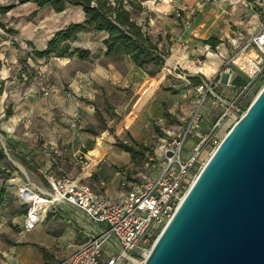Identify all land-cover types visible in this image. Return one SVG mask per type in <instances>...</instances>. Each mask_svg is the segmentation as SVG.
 Listing matches in <instances>:
<instances>
[{
    "label": "rangeland",
    "instance_id": "obj_1",
    "mask_svg": "<svg viewBox=\"0 0 264 264\" xmlns=\"http://www.w3.org/2000/svg\"><path fill=\"white\" fill-rule=\"evenodd\" d=\"M263 2L246 0L256 9L259 5L255 3ZM11 5L12 0H0V7ZM34 10L33 5H15L6 15H0V149L6 156L0 161V170L5 172L0 176V264H67L75 247L84 240L79 231L83 230L85 218L80 212L64 206L46 209V202L33 190L27 193L26 201L21 194L24 185L51 193L49 177L77 179L83 171H88L93 178L104 169L108 173H119L127 183H138L143 176L158 172L165 146L188 126L198 110L201 118L182 150L185 158L199 146V164L191 173V186L220 141L264 86V69L252 81L239 73L234 83L227 86L230 77L227 69L238 68L232 62L238 49L232 50L229 60L215 75L205 77L202 73L184 70L170 57L169 49L159 48L164 65L156 74L155 67L139 69L122 54L109 56L108 62L120 78L112 88L101 87V93L97 86L96 97H89V87L94 88L89 78L94 72L88 65L80 62L64 65L30 55L35 45L29 44V37L21 39L22 31L26 34L33 31L35 37L38 34L44 37L52 30L51 22L40 20L45 12L33 15ZM84 38L79 43L88 48L89 42L98 44L101 37L87 33ZM31 40L35 41L33 37ZM93 51L90 50L92 58L85 61H94L92 59L104 54L98 46ZM191 59L195 66L201 67L205 57ZM97 64L109 71L105 61L98 60ZM76 71L82 74V79L87 77L85 81H77L78 90L69 83L78 75ZM224 74L228 77L225 83ZM130 78L134 85L129 84ZM190 78L199 83L194 85ZM207 81L211 83L209 89L203 90L205 94H198L196 88ZM153 86L152 95L138 106ZM43 91L48 95L44 96ZM57 92L69 103L67 105L82 103L86 108L92 107L91 119L83 113L82 123H79L78 107L70 117L62 107L58 114L54 113L58 108L51 107V101ZM36 107L50 111L47 123L51 126H55L59 118L68 117L64 131L69 139L67 143L55 145L39 135L38 127L42 125L39 121L44 119L34 118ZM79 157L88 160L89 168L75 164ZM38 163L47 165V169H35ZM147 163L153 167L146 166ZM8 174L10 178L14 176L12 181L3 180ZM30 202L35 209L31 218H36L41 210V220L35 229L27 232L24 220L30 211ZM161 231L153 236L151 245Z\"/></svg>",
    "mask_w": 264,
    "mask_h": 264
},
{
    "label": "water",
    "instance_id": "obj_2",
    "mask_svg": "<svg viewBox=\"0 0 264 264\" xmlns=\"http://www.w3.org/2000/svg\"><path fill=\"white\" fill-rule=\"evenodd\" d=\"M143 264H264V86L210 155Z\"/></svg>",
    "mask_w": 264,
    "mask_h": 264
},
{
    "label": "built area",
    "instance_id": "obj_3",
    "mask_svg": "<svg viewBox=\"0 0 264 264\" xmlns=\"http://www.w3.org/2000/svg\"><path fill=\"white\" fill-rule=\"evenodd\" d=\"M227 1L235 4L239 0ZM175 16L180 18L181 12L176 11ZM232 62L248 81L256 80L263 73L264 23L260 24L257 32L233 56ZM244 64H247L248 68H245ZM230 83L229 79L227 86H230ZM209 85V81L202 82L196 92L205 94L203 90H208ZM43 94L48 95L46 91H43ZM200 118L201 114L196 110L188 126L167 143L161 165L155 175L143 176L138 183L123 181L121 188L124 195L116 199L100 197L90 185L69 177H49L51 193H43L29 184L24 185L21 194L25 199L27 193L33 190L37 197L46 202V209L56 210L64 206L84 216L88 224L80 232L84 240L75 247L67 264H143L146 253L149 254L151 250L148 248L153 246V236L173 217L190 188L191 173L199 164V146L186 158L182 157V150ZM87 162L88 160L83 161L79 157L75 164L81 168H89ZM149 165L153 167L149 163L146 164ZM34 212V204L31 203L30 211L24 220V229L27 232L35 229L40 223L41 210H38L36 218H31Z\"/></svg>",
    "mask_w": 264,
    "mask_h": 264
},
{
    "label": "crops",
    "instance_id": "obj_4",
    "mask_svg": "<svg viewBox=\"0 0 264 264\" xmlns=\"http://www.w3.org/2000/svg\"><path fill=\"white\" fill-rule=\"evenodd\" d=\"M255 4L259 5L258 9L252 6V4L246 3V0H239L235 4H232L227 0H141L143 10L136 16V20L139 25L143 26V29L148 36L152 37L157 42L159 48L169 49L170 57L174 61H177L184 70L188 69L189 71H192V73H202L205 77H212L229 60L230 55L233 54L232 50H240L241 47L257 32L260 24L264 23V2L262 4ZM12 5H17L16 0H12ZM27 5L33 4H25L19 7H25ZM176 11L181 12L180 18L175 16ZM40 12H45L44 15L40 17L43 18L40 19L41 21L47 20L48 22H51L50 25L52 26V30H50V34L45 33L44 37L38 34L39 36L36 35L35 37L34 33H32L33 31L27 34L22 31L20 36L21 39L29 37V44L35 45V51H43L46 47L47 41L52 35L66 25L70 23H80L84 20L83 11L78 7H69L62 13H55L50 9H44ZM7 13L0 15L4 16ZM87 33H90L91 35L96 34L93 31L81 33L78 35L77 40L72 46L92 51L95 46H98V48L103 51L102 41L105 36L102 33H97L100 34L101 37L100 43L98 44L89 42V47L87 48L79 43L81 40L85 39L84 35ZM31 37L35 39L34 42L31 40ZM210 38L218 40V43L214 48L205 44V41ZM36 43L39 44V48H36ZM199 56L205 57L204 64L201 67L195 66L192 62L193 59H191L198 58ZM49 60L60 61V63L64 65L75 62L88 65V68L91 69L90 71L94 72V75L92 73L89 78L90 86H94L93 89L91 87L88 89L89 97H96L98 93L96 90L97 86H99V92L101 93V87L105 89L112 88L115 85V81L120 78V75L108 62L109 57H104L103 55H100L97 59H92L94 61L90 62L85 60L80 61L76 57L50 58ZM98 60L100 63L105 61V66L108 67L109 71H106L104 67L99 66L97 64ZM245 62L246 61H244V63ZM244 65L245 68H248L247 64ZM88 68L87 72L89 71ZM228 71L230 72V82H233V80L236 79L237 74L242 73L236 67L234 70L229 68ZM77 73L78 75L69 82L70 86L75 90L79 89L77 81H85L87 79L86 75L82 79V74L76 71V74ZM241 75L247 79L243 73ZM227 78L228 77L225 75L223 80L224 83L227 81ZM133 83L134 80L130 78L129 84ZM154 90L155 86L147 90L144 97L140 99L138 106H142L152 95ZM52 99L51 107L55 106V108H58V110L56 109V111H53L54 113L58 114L61 110L59 107H62L65 109L66 116L70 117L73 115L72 112L78 107L77 112L80 113L79 123H82L83 113H87L91 119V113H93L92 107L86 108L82 103H80L79 106L78 104H75V106L73 104L67 105L69 103L60 92H57ZM48 114H50L48 109L35 108L34 118L35 116H40L44 119V121H39V123H42V125L38 127L40 128L38 129L40 131L39 135H42L45 139L49 140L50 143L55 145L59 142L67 143L69 139L67 138V135L64 136V131L67 129L66 124L69 121L67 119L68 117H66V119L59 118L56 125L51 126L50 123H47ZM39 123L37 125H39ZM47 161L48 160H46V164ZM37 167L43 171L47 169V165H41L39 163L35 169H37ZM13 177L14 176L12 175L9 181H12L14 179ZM76 180L90 185L92 190L100 197L116 199L124 195V191L121 188L123 179L119 176V173H108V171L106 172L104 169L101 170L98 175L91 178L88 171H83L82 175ZM101 184H103V186H100ZM9 185L12 184L10 183ZM82 223V228L88 226L85 219Z\"/></svg>",
    "mask_w": 264,
    "mask_h": 264
},
{
    "label": "trees",
    "instance_id": "obj_5",
    "mask_svg": "<svg viewBox=\"0 0 264 264\" xmlns=\"http://www.w3.org/2000/svg\"><path fill=\"white\" fill-rule=\"evenodd\" d=\"M17 5L33 4V15L44 9H50L55 13H62L69 7L81 8L84 20L80 23H70L55 32L47 41L43 51L33 50V58H71L89 60L93 54L88 49L73 47L78 35L84 32L104 34L102 41L104 56L122 54L130 59L133 65L139 69L149 66L155 67L157 72L164 65L162 52L156 41H153L139 25L136 16L142 12L141 0H16ZM15 6L0 7V14H5ZM217 39L210 38L205 41L206 45L214 48ZM190 81L197 85L199 82L193 78ZM129 152V150H126ZM5 154L0 149V161L5 160ZM0 170V176L4 174ZM10 175L3 179L7 181ZM158 230L157 232H159ZM156 232V233H157Z\"/></svg>",
    "mask_w": 264,
    "mask_h": 264
},
{
    "label": "bare ground",
    "instance_id": "obj_6",
    "mask_svg": "<svg viewBox=\"0 0 264 264\" xmlns=\"http://www.w3.org/2000/svg\"><path fill=\"white\" fill-rule=\"evenodd\" d=\"M78 221V220H77ZM148 253H146V257H147Z\"/></svg>",
    "mask_w": 264,
    "mask_h": 264
}]
</instances>
